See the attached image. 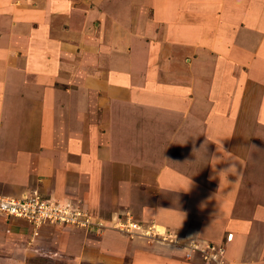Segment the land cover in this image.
<instances>
[{
	"label": "rangeland",
	"instance_id": "1",
	"mask_svg": "<svg viewBox=\"0 0 264 264\" xmlns=\"http://www.w3.org/2000/svg\"><path fill=\"white\" fill-rule=\"evenodd\" d=\"M99 1L70 0L86 14L84 29L76 32L91 30L94 38L89 40L99 48L96 53L102 52L98 61L86 59L87 66L96 63L94 81L104 75L119 78L123 85L119 94L98 102L94 97L76 100L77 94L69 101L76 100V107L83 101L88 109L70 112L72 107L57 100L43 120L24 116L1 121L0 127L37 128L42 137L48 134V159L42 155L46 153L42 145L33 151L39 154L36 163L47 164V171L56 163L58 172L62 166L61 171L69 173L75 154L95 146L102 150L94 149L91 155H102L104 169L121 179L104 183L102 190L98 185L99 192L89 197L86 207L78 196L54 199L87 213L91 223L87 230L48 226L35 235L27 222L0 216V264H264V0H235L240 3L235 8L243 11L236 23L226 18V28L221 19L203 10L212 6L217 13L226 8L220 0L213 1L216 6L208 0L199 6L192 0L182 11H172L162 0ZM227 2L230 7L234 0ZM4 5L0 4V22L5 21L7 29L19 30L22 25L37 31L46 37L43 46L50 51L58 48V39L69 30L62 11L53 8L47 12L52 21L49 28L34 29L39 26L37 0H11ZM167 11H172L171 16ZM248 22L254 23L250 31L239 28ZM78 59L80 63L83 58ZM63 84L57 83L68 95H75ZM42 89V94L50 96L47 87ZM3 95L4 89L0 90ZM109 132V137L102 136ZM108 139L120 147L124 171L115 168V159L106 158L111 156ZM149 158L154 164L162 159L158 166L174 160L169 167L183 175L178 181L187 178L182 191L204 196L201 204L192 203L199 206L189 210L194 214L178 210L182 216L175 228L171 227L176 216L167 213L153 227L150 216H138V207L130 203L139 189L138 165ZM155 169L153 177H159L162 168ZM47 175L45 187L31 184L29 193L0 187V195L19 198L36 192L51 200L59 183L66 185L69 180L65 174L53 177V171ZM91 178L96 189L99 174ZM163 179L169 182L172 177ZM64 193L62 189L60 194ZM182 218L187 221L183 223ZM118 221L137 223L149 233L137 230L119 235L115 233ZM104 230L113 233L107 235Z\"/></svg>",
	"mask_w": 264,
	"mask_h": 264
},
{
	"label": "crops",
	"instance_id": "2",
	"mask_svg": "<svg viewBox=\"0 0 264 264\" xmlns=\"http://www.w3.org/2000/svg\"><path fill=\"white\" fill-rule=\"evenodd\" d=\"M18 1L19 0H17V3ZM193 1L195 4H199V6L202 5L201 3L203 1L205 3V0ZM208 1L213 2L214 0ZM10 2L11 0H0V4H3V6H5L4 3L10 4ZM99 2L102 3V0ZM162 2L167 6H171L172 11L173 9L174 11L185 10L189 7L190 3L192 4V0H162ZM37 3V11L35 12H37L38 15L35 22L38 23L39 26L36 28L33 27L34 29L41 30L49 28L47 26L52 24V21L48 20L47 12L49 9L53 8L52 11L54 12H57L58 10L62 11L60 16L65 18L63 23H70L67 27L69 30L75 29V32H68L69 30H67V33H63L56 44L58 48L54 51H50L49 47L43 46V42L46 40V37L39 35L37 31H31L22 25L19 30L7 29L5 27V21L0 22V90L4 89V95L0 96V125L1 121H7L8 123V121L13 119L20 120L24 116L31 117L32 119L38 117L36 118L37 120H43L44 117L50 114V111L54 109V105L57 103V100H61V102L63 100V102L67 104V107H72L69 109L70 112L77 110L80 112L82 109H88V107L86 106L87 104L85 105L83 103V101H79L81 105L76 107L78 104L75 103L76 100L85 98L87 101H90V99L94 97L93 99H96L95 101L98 102L102 97H106V99H108L109 95H111L110 97H112L115 93L118 95L119 86L123 87L119 78H115L113 80L106 79L105 75L104 78H100L97 82L94 81L93 76L95 74L93 73L97 71V69L94 68L96 63L93 66H87L86 59L88 58L92 60L96 57V60L98 61L99 57L97 56H100L102 52L100 51V53H96L99 48L96 45L94 46L93 42L89 40L90 38L92 40L94 38L91 30L87 29L84 33L76 32V30L80 29V27L84 29L82 23H85L84 20H86V14L82 13V10H78L75 7V4L70 2V0H37ZM220 3H224L223 6H226L227 9L223 8L218 10L219 8L214 7L215 10L219 11L217 12L218 16L217 13H213L211 11L212 6L207 8L204 6L203 10L205 13L211 12L219 22L221 19V26L226 28L225 19L230 18L236 23L235 20L240 18L239 16H241L243 10L241 9L242 11L240 12V10L235 8L240 4L239 1L236 3L234 0L232 4L230 3V7H228L229 3L227 0H220ZM212 5L216 6L214 2ZM2 9L3 8H0V10ZM172 11H167L166 15L171 16ZM0 13L3 15V11ZM182 13L184 14L185 12L183 11ZM255 22L256 24H261L259 21ZM252 26H254V23L248 22L245 26H240L239 28L241 30L249 29L248 31H250ZM230 28L233 27L230 25ZM255 35L260 36L258 32L255 33ZM60 39H62V41ZM111 49L112 48H110V50ZM57 53L58 55H56ZM78 56L83 58L80 63L77 62L79 60ZM43 61L49 64H43ZM76 76L79 79H76ZM57 79L59 81H56ZM49 81L52 83L53 87L49 86ZM66 81L74 84L76 88L74 90L69 88L72 86L71 84L66 83ZM61 82L65 83L63 84L65 88L72 90L73 94H75L73 95L74 97L71 94L68 95V90H63L59 85H57V83ZM93 83L95 85H93ZM46 87L49 89L48 93L50 96H45L46 94L44 95V92L42 94V88ZM25 89H27L30 93L23 94L22 92ZM77 94H79V99L76 98L74 101H69L71 98H75ZM108 104L110 105L111 102H107V106L109 107ZM37 114L38 116H36ZM46 118H48V116ZM39 131L42 130L29 127H0V187L2 189H7L8 192L20 193L21 191L22 193H29L28 191L33 185H36L35 187L38 189L40 186L45 187L44 181H46V178L49 179V176H46V174L53 171V177H57L58 173L59 176L65 174L69 180L68 184L61 185V183H59V179V187L57 186V189H55L52 193L56 197H54L53 200L63 199V197L68 200L70 197L78 196V199L82 200L84 203L82 204L86 207L87 201L90 199L89 197L94 195V193L99 192L97 190L98 185L101 187L99 190H102L104 183L113 184L117 183V179H121V175L117 174L118 176L114 178L113 173L104 169L101 164L104 162L102 155L97 158L96 156L91 155L95 146L87 147L81 155L75 154L74 158L76 161L73 163V169H69L72 170L69 173L68 171L64 172V170L61 171L62 166H60L58 172L57 166L54 167L56 163L53 168H51V165L47 171V164L45 166L44 163L43 166L40 162L36 163V159L39 158V154L33 152L35 151V147H38L39 145H42L45 149L50 147L46 146L45 142V139L49 140V138H46L48 134L42 137ZM109 135L110 132L102 133V136L104 137H109ZM102 136H99L100 139ZM108 141L109 147H107V150H109L108 152L111 156L106 155V158L112 157L115 159L117 161L115 168L117 170L124 171L125 168L120 162L121 159H119L120 147L113 144V142L109 139ZM47 149L45 150L46 153H42L43 157L46 159H48ZM98 149L102 150V148L99 147H96L95 150L97 151ZM122 149L123 148H121V150ZM154 157L156 156L154 155ZM182 161L183 159H181V162ZM152 162L153 160L149 158L148 160L146 159L142 162V164L145 165H138L143 167H139L141 173L139 178L136 180L137 182L139 181V189L135 193V198L132 199L130 203L133 201V203L138 207L137 209L140 211L138 216H145L146 218L150 216L149 219L151 221L149 222L151 226H154L153 224H156L158 218L162 219L161 217H164L167 213L168 215L176 216L174 223L176 225L171 227L175 228V226L180 224V217L182 216L179 214V211L182 209L186 212H189L190 209L197 210L199 206L193 207L192 203H195L196 201L197 205L201 204L204 200V196H202V193H197L195 196L192 194L188 195L186 191H182L186 189L185 186L182 185L186 183L185 181L187 178L182 179L181 182L178 181L180 180L178 179V176L183 175L178 174L177 171L169 167V164H174V160L171 163L165 162L163 165L159 164V166L157 164L163 163L162 159L157 161V164ZM156 167L162 168V170H160L157 174L159 177H153V174H156ZM166 175H170L172 177L169 182L163 181V178ZM91 177H97L99 179V182L96 184V189L93 188V182H95V180ZM135 177H137V175ZM133 181L135 182V178ZM143 182L146 185H143ZM62 189L65 191L64 195L60 194ZM117 191L119 192V189ZM123 194L125 195L124 190ZM100 195H103L101 196L102 199L105 196L102 192ZM172 208L179 211L177 213H172ZM213 211H216V209H213ZM189 214H194V212L190 211ZM197 220L201 221L200 219ZM185 221L187 220L182 218V222L184 223ZM104 231L103 233H107V235H111L113 233V231ZM115 233L123 235L118 231Z\"/></svg>",
	"mask_w": 264,
	"mask_h": 264
},
{
	"label": "built area",
	"instance_id": "3",
	"mask_svg": "<svg viewBox=\"0 0 264 264\" xmlns=\"http://www.w3.org/2000/svg\"><path fill=\"white\" fill-rule=\"evenodd\" d=\"M78 210L75 205L69 203L55 202L53 199L44 200L36 192L24 194L19 198L0 196V216L27 222L35 235L40 228L48 226H78L87 230L91 224L89 215ZM142 227L144 226L139 227L137 223L118 221L115 229L121 233L132 234L133 231H140ZM153 227L148 230H153ZM140 233L149 232L141 230Z\"/></svg>",
	"mask_w": 264,
	"mask_h": 264
}]
</instances>
